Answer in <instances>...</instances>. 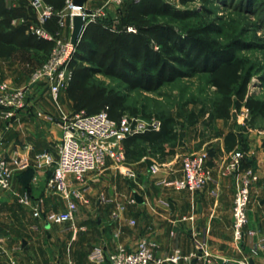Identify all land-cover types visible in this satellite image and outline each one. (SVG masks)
I'll return each mask as SVG.
<instances>
[{"label": "crops", "instance_id": "1", "mask_svg": "<svg viewBox=\"0 0 264 264\" xmlns=\"http://www.w3.org/2000/svg\"><path fill=\"white\" fill-rule=\"evenodd\" d=\"M89 1L84 5H88ZM12 3L10 0L8 5ZM65 29L60 30L61 37ZM70 34L71 29L68 39ZM10 62V57H0V80L17 87L10 73L13 74L15 68L18 70V65ZM42 97L40 102L39 96H28L27 106L16 113L6 130L4 128L7 123L0 119V154L13 163L16 176L32 167V159L36 154L56 146L62 136L60 122L56 119L60 112H71V101L67 99L65 90L58 96L60 111L57 106L54 109L50 105L49 94ZM242 124L240 118L218 119L214 130L209 131L197 150H193L189 139L185 138V145L177 148L174 156L164 160L158 161L150 156L131 161L125 159L120 167H114L108 162L97 174H87V203H78L74 216L76 229L73 232L66 223L52 225L32 216L26 221L19 220V213L23 216L24 210L16 205L21 197L19 190L22 185L17 178L13 187L15 194H5L0 200V264H53L52 256L49 255L52 250L57 255L55 238L52 236L48 241L47 263L45 256L43 259L40 257L41 249L44 251L47 248H40V243L45 239L39 235L41 229L49 231L52 227L58 228L59 234L69 238L74 264H79L73 256L76 244L87 251L84 263L94 264L87 258L93 247L105 248L108 252L118 247L132 250L141 239L152 242L154 246V260L151 264H236L243 257L248 258L251 264H263L264 249H255L254 244L264 241V151L261 148L264 124L259 129L241 131L239 127ZM230 131L243 133V152L258 176L251 191V204L247 208V229H253L256 234L237 244L233 241L231 214L234 184L231 174L223 170L228 165V154L238 147L225 151L223 137ZM205 146L211 151L209 166L212 170L211 180L205 189L190 193L158 184L161 179L176 180L181 177L183 155L190 151L195 153L204 150ZM154 161L159 165L155 174L149 170ZM124 170L134 176L125 178ZM47 176L44 171L31 173L29 190L39 191L45 185ZM135 194L141 197L142 203L135 201ZM100 196H103V200L99 199ZM80 206L88 208V213L97 212V232L91 226L90 214L81 216L78 213ZM118 207H121L120 210ZM14 212L16 218H12ZM114 213L117 218L112 216ZM175 254L181 256L177 263L165 259ZM67 259L70 260V256ZM54 264H59V261L55 260Z\"/></svg>", "mask_w": 264, "mask_h": 264}, {"label": "trees", "instance_id": "2", "mask_svg": "<svg viewBox=\"0 0 264 264\" xmlns=\"http://www.w3.org/2000/svg\"><path fill=\"white\" fill-rule=\"evenodd\" d=\"M12 1V4L2 6L0 0V47L23 53L41 52L48 59L54 41L37 37L30 31L29 26L36 23L30 0ZM65 1L45 0L56 12L43 23L52 34L61 30L58 12L64 8ZM120 8L125 10L123 19L116 24L108 17L88 20L78 39L74 57L68 64L71 77L65 88L73 114H95L103 110L113 121L124 116L129 110L125 94L105 84L104 79L118 81L128 92H153L174 79L205 73L211 75L208 81L219 96L208 111L200 109V113L207 115L206 124L218 119L229 120L231 111L240 108L247 110L249 115L245 130L239 127L241 131L255 128L257 120L264 124V100L247 94V78L234 86L235 79L231 81L227 76L232 64L237 63L236 53L244 49L243 44L231 41L225 47H219L208 35L211 27L180 34L159 18L184 19L187 15L163 0H140L137 4L126 0ZM129 27L133 30H128ZM9 52L0 50V57L9 58ZM158 120V131L148 129L130 134L121 141L126 160L150 156L160 161L174 156L177 148L184 146L185 126L170 114L160 115ZM194 122L196 119L189 121L188 125ZM223 140L225 151L241 146L243 152L245 140L242 132L230 131ZM261 148L264 151V140ZM242 164L252 165L250 159ZM31 173L32 170L28 169L18 175V181L26 185Z\"/></svg>", "mask_w": 264, "mask_h": 264}, {"label": "built area", "instance_id": "3", "mask_svg": "<svg viewBox=\"0 0 264 264\" xmlns=\"http://www.w3.org/2000/svg\"><path fill=\"white\" fill-rule=\"evenodd\" d=\"M73 0H66L65 6L69 9L67 26L72 29L71 18L74 14H82L86 21L104 18L107 11L124 4L126 0H95L99 3L97 9L92 13L84 11V5L80 8H73ZM137 4L140 0H131ZM30 5L36 14V23L30 25V31L37 37L54 41L48 59L43 62L32 74L30 83L25 88L13 87L6 81L0 80V119L8 124L15 118L18 111L25 109L28 104L27 98L31 93L32 85L42 80L48 88L50 99L58 108V96L65 90L71 77V70L68 69L69 62L74 57L75 46L69 41H62L60 31L50 33L43 27V23L50 19L56 12L45 3V0H30ZM73 11H76L75 13ZM59 26L61 30L67 26L64 15L59 13ZM128 30H133L131 27ZM31 85V86H30ZM60 111V108H58ZM60 128L62 136L56 143L55 159L49 151H42L34 156L36 165L41 170L50 169L45 180V187L54 195L58 196L65 208L58 212H45L42 207H32V218L46 221L52 225L69 224V228L75 231L74 216L78 209V203L86 204L85 197L88 185L86 175L89 172H98L108 162L114 167L122 166L123 157L121 141L134 133H143L145 130L153 129L158 131L160 121L150 119L148 122L139 123L134 119L122 116L120 120L113 121L108 118L105 111L101 110L95 114L60 112ZM2 136H0L1 142ZM228 165L223 168L232 176L234 184L233 206H232V229L233 241L237 244L245 238H252L256 233L253 229H247L248 214L247 208L250 204L252 188L258 179L256 170L251 165L244 166L242 162L249 160L242 151L234 150L228 154ZM211 155L208 150L183 155L181 160V177L176 180L161 179L158 184L171 186L174 189L186 190L188 192L202 191L211 180L212 170L209 166ZM16 164V163H15ZM159 165L154 161L150 165V172L156 173ZM15 167L8 159L0 154V200L5 194H15L13 185L15 180ZM130 178L134 176L124 170ZM103 200V196H100ZM20 204H27V197H19ZM121 207H118L120 210ZM117 218V214L112 215ZM153 244L150 241L141 239L132 250L118 247L115 251L108 252L105 248L93 247L87 256L88 261L94 264H151L154 260ZM264 249V241L260 240L254 244ZM181 256L175 254L165 259L177 263ZM184 258V257H183ZM236 264H251L246 257L238 260ZM264 264V263H263Z\"/></svg>", "mask_w": 264, "mask_h": 264}, {"label": "rangeland", "instance_id": "4", "mask_svg": "<svg viewBox=\"0 0 264 264\" xmlns=\"http://www.w3.org/2000/svg\"><path fill=\"white\" fill-rule=\"evenodd\" d=\"M10 0H1L2 6H7ZM168 5L184 14V19L174 18H159V21L172 25L180 34L192 33L194 31L201 30L202 28L211 27V31L208 33L209 37L217 42L219 47H225L231 41H237L243 44L245 47L243 50H238L236 53L237 63L232 64V70L227 72L229 80H234L233 85L237 86L241 81L247 78V94H252L256 98L264 100V0H163ZM99 3L95 0H90L88 5H84V11L92 13L97 9ZM69 9L66 6L62 9V14L65 18V24L68 23ZM125 16V10L120 7L111 8L107 11L105 17H108L110 22L116 24L119 20ZM104 17V18H105ZM14 23H17L15 21ZM70 28L67 26L65 34L62 35V41H67L69 37ZM0 50H10L8 56L11 59L10 63L18 65V70L13 69V74L10 76L13 78V82L17 84V87L25 88L30 83V78L39 66L45 62L47 56L41 52H21L13 48H3ZM26 69L22 70L20 67ZM12 70V69H11ZM8 72V69H6ZM209 74H196L190 75L186 78H177L170 83H166L153 92L131 90L126 91L116 80L104 79L105 84L115 87L121 93L125 94L127 98L128 111L124 116L128 119L132 118L139 123L148 122L150 119H158L160 115L170 114L175 117L179 122L185 126V138L189 139L190 145L193 146V150H197L202 141L207 137L209 131L214 130L213 121L207 123V115L202 111H208L210 105L218 99V94L215 89L210 85ZM27 79L23 82L24 79ZM234 78V79H233ZM31 86V85H30ZM48 88L42 80H39L36 84L32 85L30 98L39 96L40 102H42V95L48 96ZM45 101V100H44ZM50 105L55 109V103L48 97ZM52 102V104H51ZM135 112L136 114L132 113ZM72 112H70L71 114ZM69 114V113H65ZM247 114V116H243ZM249 117L248 111L244 108H240L239 111H231V119L237 120L240 118L243 122L241 128L244 129L246 125L245 120ZM196 119L193 125H188V122ZM60 122V117L58 119ZM204 121V124L202 122ZM55 122V118L53 120ZM255 128H262L261 121H255ZM244 125V126H243ZM185 145V144H184ZM47 148L44 151H49L55 159V148ZM205 150L209 149L205 146ZM242 147L238 146L236 150L241 151ZM187 152L185 155L190 154ZM32 167H28L33 172H46L47 175L50 171L48 168L42 170L37 167L34 157L32 159ZM16 171L14 173L15 180L17 181ZM98 172H89V176H93ZM49 176V175H48ZM125 178L129 176L124 174ZM20 196L27 197V204H19L16 201V205H19L24 210V215L19 213V220L31 219L32 207H42L45 212H58L63 210L65 204L63 201L51 191L47 190L45 185L42 186L39 191L34 192L29 190L28 183L21 185ZM14 195V194H13ZM95 201V200H93ZM93 204V203H92ZM95 204V203H94ZM251 204V203H250ZM88 208L79 207L78 213L82 215L90 214L92 221V228L96 231L97 225V212L93 211L88 213ZM18 215V213H17ZM12 218L15 217V212L12 214ZM18 219V218H17ZM87 219V218H86ZM2 222V221H1ZM8 222V221H7ZM58 228L52 227L49 231L41 229L39 235L44 238V242L40 243V248L45 246L47 249L43 251L41 249L40 257L43 259L46 257L48 263V241L49 238L54 236L57 255L52 250V263L59 261V264H71V244L63 234H59ZM97 232V231H96ZM75 250L73 256L76 257V261L79 264L84 263V255L87 251L80 244L74 246ZM45 256V257H44ZM67 256L70 260L67 259ZM43 261V260H42ZM74 264V263H73Z\"/></svg>", "mask_w": 264, "mask_h": 264}, {"label": "water", "instance_id": "5", "mask_svg": "<svg viewBox=\"0 0 264 264\" xmlns=\"http://www.w3.org/2000/svg\"><path fill=\"white\" fill-rule=\"evenodd\" d=\"M88 0H73L72 1V7L77 9V8H82L83 5L87 2ZM86 19L85 16L82 14H74L71 18V34H70V38L69 41H71V43L76 46L78 43V39L81 36L84 27L86 26ZM134 199L136 202L142 203L141 202V197L137 194L134 195Z\"/></svg>", "mask_w": 264, "mask_h": 264}, {"label": "bare ground", "instance_id": "6", "mask_svg": "<svg viewBox=\"0 0 264 264\" xmlns=\"http://www.w3.org/2000/svg\"><path fill=\"white\" fill-rule=\"evenodd\" d=\"M74 13L76 12V11H73Z\"/></svg>", "mask_w": 264, "mask_h": 264}]
</instances>
